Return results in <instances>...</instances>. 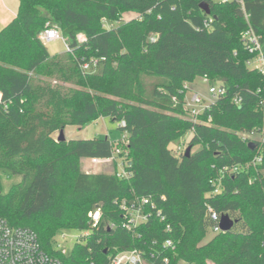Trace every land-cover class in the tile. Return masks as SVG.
Masks as SVG:
<instances>
[{"label": "trees", "instance_id": "16d2710c", "mask_svg": "<svg viewBox=\"0 0 264 264\" xmlns=\"http://www.w3.org/2000/svg\"><path fill=\"white\" fill-rule=\"evenodd\" d=\"M241 1L16 0L0 31V171L21 181L0 193V219L31 229L61 264H109L133 249L145 264H264V77L246 66L243 43L249 25L264 45V0ZM125 14L132 17L120 22ZM47 23L69 52L50 55L39 41ZM92 58L100 69L82 74L80 63ZM200 77L225 89L201 116L208 125L183 118V84ZM99 118L125 136L115 156L108 137L53 138ZM188 132L190 154L175 156L171 143ZM110 157L111 174L80 169L83 158ZM117 160L129 178L117 177ZM137 198L153 208L128 232L119 204ZM208 207L235 220L232 229L213 234ZM62 230L88 235L62 255Z\"/></svg>", "mask_w": 264, "mask_h": 264}, {"label": "built area", "instance_id": "2783aa9c", "mask_svg": "<svg viewBox=\"0 0 264 264\" xmlns=\"http://www.w3.org/2000/svg\"><path fill=\"white\" fill-rule=\"evenodd\" d=\"M227 2L230 0H222ZM241 3V0H237ZM103 26L109 29L112 25L103 22ZM208 23H204V27H207ZM79 43L85 42V37L82 34L76 36ZM39 41L43 45H49L56 41L63 43L65 51L69 52V46L66 40L60 34L58 26L47 23L46 28L39 34ZM243 43L245 45L247 53L251 56L246 62V66L250 70L258 71L264 77V45L260 42V37L254 33L252 28L248 25L243 34ZM101 60H104L102 58ZM99 59H90L89 61H83L80 63V71L82 74L96 73L101 67ZM205 86V91L192 90L190 86L192 83L183 84L182 91L184 94L183 103V118L191 122L192 124L208 125L210 117L206 121L201 119V116L208 112L212 106L225 95V89L221 84L210 85L207 77L198 78ZM172 101L176 103V99L172 98ZM239 100L234 99V103L237 104ZM124 123L122 122L121 125ZM254 139V137H252ZM122 141L126 144L125 136H122ZM119 149H115L113 156L119 153ZM185 149L182 144H178L174 150H172L175 156H179ZM92 164H97L101 161H114L113 157L107 159H90ZM256 162H260V158H255ZM124 163L120 162L117 166L116 175L119 178H129L130 173L125 169ZM218 192V188L213 191V194ZM123 217L125 218L122 227L128 231L133 232L138 226L144 224L149 216L147 207L153 208V205L149 203L146 198H137L133 201H121L119 204ZM207 213L210 220L213 222L211 232L213 234L222 233L219 227L220 216L210 207L207 208ZM101 216V209L96 206L93 211L88 213L91 227L97 226ZM160 216V213H157ZM163 218L161 217V220ZM112 228V226H110ZM168 229V227H167ZM88 235V232H82V235L78 236L76 241L80 238ZM63 237V236H62ZM75 241V242H76ZM55 246L58 249V245L55 242ZM165 246L171 247L172 242L167 241ZM60 251V250H59ZM62 255H66L65 250H61ZM166 264L167 261L165 260ZM0 264H61L59 259L44 252L37 240L36 234L29 228L25 227H11L3 219H0ZM109 264H145L143 253L140 250L133 249L129 251L119 252L115 254Z\"/></svg>", "mask_w": 264, "mask_h": 264}, {"label": "rangeland", "instance_id": "374dc122", "mask_svg": "<svg viewBox=\"0 0 264 264\" xmlns=\"http://www.w3.org/2000/svg\"><path fill=\"white\" fill-rule=\"evenodd\" d=\"M214 1H220V0H214ZM132 17L130 14H125L122 16V19L120 22L126 21ZM119 22V23H120ZM113 25L117 26L118 23H114ZM64 39V38H63ZM65 40V39H64ZM45 46V45H44ZM49 52L50 55H61L65 53V48L62 42L56 41L54 43H51L49 45L45 46ZM50 80V79H47ZM51 81V80H50ZM51 83L55 84L56 82L53 80ZM61 86L65 87H75L76 86H70L69 84H64L62 82L57 83ZM190 89L192 90H201L205 91V86L202 84L200 79H196L195 82L190 86ZM63 138L64 141H68L72 139H79L78 137H108L109 140L112 142L113 147L119 148L121 145H125V142L122 140V134L120 130L118 129V124L111 122L109 119L104 118L103 121H99L97 123H93L91 125H88L83 130H79L76 126H67L66 130L63 129ZM59 135V131L55 132L53 134V138L55 141H57ZM192 136V132H188L183 138H181L178 141H175L171 143L170 149L174 150L178 144H182L183 148L186 149L187 143L190 140ZM119 140V141H118ZM119 160H117V166L119 164ZM113 162L112 161H101L97 164H92L91 160L89 158H83L80 161V168L84 172L88 170L91 173H105V174H111L113 172ZM21 181V177L17 175H9L7 171H0V192L1 194H6L12 187L17 185ZM82 235V232L79 231H65L62 230L59 232L55 238L56 244L59 246L58 250H65L66 254H68L75 243L78 236ZM63 236V237H62ZM212 236V233L204 240L207 241ZM213 264V263H209Z\"/></svg>", "mask_w": 264, "mask_h": 264}, {"label": "crops", "instance_id": "0c3cea01", "mask_svg": "<svg viewBox=\"0 0 264 264\" xmlns=\"http://www.w3.org/2000/svg\"><path fill=\"white\" fill-rule=\"evenodd\" d=\"M220 1H222V0H220ZM16 11H17L16 0H0V31L2 30V28L4 26H6L16 16ZM103 120H104L103 118H99L96 121L90 123L89 125H91L93 123H97L99 121H103ZM87 126H85V127H87ZM84 128H78V129L81 131ZM65 130H66V128H65ZM78 138L79 139H90L91 137L90 138L78 137ZM68 139L77 140V139H72V138H68ZM112 167H113V165H112ZM84 173H91V172L86 170V171H84ZM91 174H96V173H91Z\"/></svg>", "mask_w": 264, "mask_h": 264}, {"label": "water", "instance_id": "95a60500", "mask_svg": "<svg viewBox=\"0 0 264 264\" xmlns=\"http://www.w3.org/2000/svg\"><path fill=\"white\" fill-rule=\"evenodd\" d=\"M200 9L206 14V15H209V9H208V6L207 4L205 3H202L200 4ZM57 141H64V138H63V131L60 130L59 131V135H58V138H57ZM248 146L253 149L254 148V144L252 142H250L248 144ZM190 154V147H187L184 151V155L185 156H188ZM1 193V192H0ZM236 223L235 220H232L230 219L228 216L226 215H223L221 216L220 218V222H219V227H220V230L222 232H228L229 230L232 229V227L234 226V224Z\"/></svg>", "mask_w": 264, "mask_h": 264}]
</instances>
